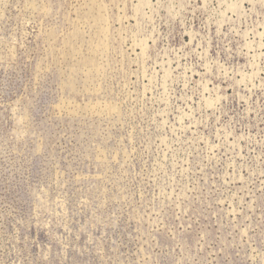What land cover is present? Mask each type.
Here are the masks:
<instances>
[{"label": "rangeland", "instance_id": "374dc122", "mask_svg": "<svg viewBox=\"0 0 264 264\" xmlns=\"http://www.w3.org/2000/svg\"><path fill=\"white\" fill-rule=\"evenodd\" d=\"M0 264H264V0H0Z\"/></svg>", "mask_w": 264, "mask_h": 264}]
</instances>
